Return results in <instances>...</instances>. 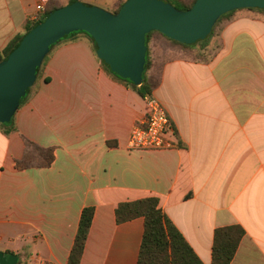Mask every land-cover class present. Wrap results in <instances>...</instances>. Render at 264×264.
Wrapping results in <instances>:
<instances>
[{
	"label": "crops",
	"instance_id": "obj_1",
	"mask_svg": "<svg viewBox=\"0 0 264 264\" xmlns=\"http://www.w3.org/2000/svg\"><path fill=\"white\" fill-rule=\"evenodd\" d=\"M69 1L0 0V53L28 21ZM79 1L114 11L124 0ZM168 43L156 35L153 56L169 57ZM218 43L209 63L178 53L165 62L155 96L175 148L163 151L130 150L146 100L102 68L90 40L60 45L15 131L0 129V250L18 264H68L92 207L81 264H138L145 220L118 223L116 210L156 197L204 264L215 230L233 225L246 236L232 264H264V17L239 11ZM28 141L54 149L50 167L18 169Z\"/></svg>",
	"mask_w": 264,
	"mask_h": 264
},
{
	"label": "water",
	"instance_id": "obj_2",
	"mask_svg": "<svg viewBox=\"0 0 264 264\" xmlns=\"http://www.w3.org/2000/svg\"><path fill=\"white\" fill-rule=\"evenodd\" d=\"M242 9L264 10V0H196L188 10L163 0H131L118 13L80 1L63 6L28 33L0 66V123H10L15 117L45 53L75 33L89 34L111 70L139 87L146 72L151 32L193 45L206 40L222 16ZM18 262L17 255L0 251V264Z\"/></svg>",
	"mask_w": 264,
	"mask_h": 264
},
{
	"label": "trees",
	"instance_id": "obj_3",
	"mask_svg": "<svg viewBox=\"0 0 264 264\" xmlns=\"http://www.w3.org/2000/svg\"><path fill=\"white\" fill-rule=\"evenodd\" d=\"M79 0H70L68 4L78 2ZM131 0L122 1L113 13L118 11ZM173 4L180 10L190 9L196 0H163ZM63 6H50V8L38 18L37 21H28L23 27V33L17 35L0 53V66L11 56L16 48L21 44L25 36L39 27L49 15L55 10ZM244 10V9H242ZM242 10L230 12L220 18L214 27L210 36L204 40L199 41L193 45H185L177 41L171 40L160 32L153 31L148 35V61L146 72L144 74V81L141 86H135L128 80H124L117 76L106 63L103 55L99 51L95 40L85 32L75 33L61 42L51 47L44 55L41 66L39 68L38 76L34 79L31 87L28 90L27 96L22 100L21 107L24 106L33 94L39 74H41L44 65L53 52L63 43L77 40L80 37H85L90 40L94 52L100 60L102 68L114 79L132 87L138 94L146 99L148 96H155V91L159 88L162 82L163 66L167 60L160 57H154L151 49V42L154 37L160 36L168 41L173 46V50L181 54L186 59L196 63H209L219 52V38L220 34L227 24L235 19V15ZM264 17V10L261 9H245ZM218 38V40H216ZM0 129L7 135L15 131V117L10 123L1 124ZM27 151L23 161L18 162V169L23 170L31 167L48 168L54 160V149H45L35 143L27 142ZM95 209L92 207L85 208L81 217L78 234L76 236L75 244L72 249L68 264H81L84 256L86 243L89 237L90 229L94 220ZM118 223H126L137 218L145 220V232L143 236L142 246L139 255L138 264H204L203 261L196 254L192 246L175 226L172 220L160 207V201L156 197L144 198L134 202H126L119 205L116 210ZM246 236L245 229L240 225H233L228 227H221L215 230L213 250H212V264H232L236 254L240 248L242 240ZM8 255H12L8 253Z\"/></svg>",
	"mask_w": 264,
	"mask_h": 264
},
{
	"label": "built area",
	"instance_id": "obj_4",
	"mask_svg": "<svg viewBox=\"0 0 264 264\" xmlns=\"http://www.w3.org/2000/svg\"><path fill=\"white\" fill-rule=\"evenodd\" d=\"M43 10V5L38 6V11ZM145 100L147 112L133 129L129 141L130 150L163 151L175 148L170 139L172 127L164 105L156 96H148Z\"/></svg>",
	"mask_w": 264,
	"mask_h": 264
},
{
	"label": "rangeland",
	"instance_id": "obj_5",
	"mask_svg": "<svg viewBox=\"0 0 264 264\" xmlns=\"http://www.w3.org/2000/svg\"><path fill=\"white\" fill-rule=\"evenodd\" d=\"M68 5V4H67ZM66 6V5H65ZM107 11H109V10H107ZM109 12H113V11H109ZM216 40H218V38H216ZM166 41V40H165ZM167 42V41H166ZM169 44V43H168ZM165 47H170L171 48V52H169V53H167V55H169V57H166V58H164V60H168L169 58H172V57H175V56H177L176 54V52L173 50V47L169 44V45H166ZM174 51V52H173ZM1 251V250H0Z\"/></svg>",
	"mask_w": 264,
	"mask_h": 264
}]
</instances>
